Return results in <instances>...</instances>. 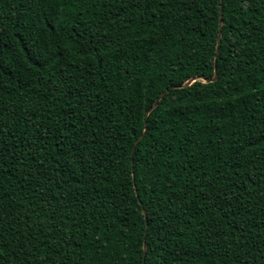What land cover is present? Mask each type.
<instances>
[{"label": "trees", "instance_id": "1", "mask_svg": "<svg viewBox=\"0 0 264 264\" xmlns=\"http://www.w3.org/2000/svg\"><path fill=\"white\" fill-rule=\"evenodd\" d=\"M0 264H264V0H0Z\"/></svg>", "mask_w": 264, "mask_h": 264}, {"label": "water", "instance_id": "2", "mask_svg": "<svg viewBox=\"0 0 264 264\" xmlns=\"http://www.w3.org/2000/svg\"><path fill=\"white\" fill-rule=\"evenodd\" d=\"M220 25H221V10H220V19H219V33H218V40H217V48H216V51H218V45L220 43ZM217 78V75L216 73L214 74L213 78L212 79H204V78H193L191 80H189L187 83L184 84V86H188L190 85L191 83L195 82V81H203V82H206V83H210V82H214ZM162 96H160L154 103L153 105L151 106V108L147 111V114L150 113V111L157 106L159 100L161 99ZM145 214V212H143ZM143 250L145 251V246L143 247Z\"/></svg>", "mask_w": 264, "mask_h": 264}]
</instances>
